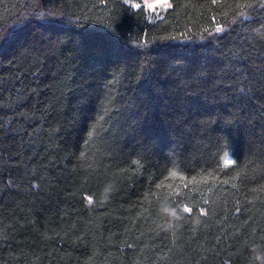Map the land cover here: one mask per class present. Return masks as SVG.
Segmentation results:
<instances>
[{"label":"trees","instance_id":"obj_1","mask_svg":"<svg viewBox=\"0 0 264 264\" xmlns=\"http://www.w3.org/2000/svg\"><path fill=\"white\" fill-rule=\"evenodd\" d=\"M128 1L0 0V264H264V0Z\"/></svg>","mask_w":264,"mask_h":264},{"label":"rangeland","instance_id":"obj_2","mask_svg":"<svg viewBox=\"0 0 264 264\" xmlns=\"http://www.w3.org/2000/svg\"><path fill=\"white\" fill-rule=\"evenodd\" d=\"M154 7H149V5ZM133 9L144 8L146 11L151 12L154 16L161 14L163 11L169 8L170 0H130L128 1Z\"/></svg>","mask_w":264,"mask_h":264},{"label":"snow or ice","instance_id":"obj_3","mask_svg":"<svg viewBox=\"0 0 264 264\" xmlns=\"http://www.w3.org/2000/svg\"><path fill=\"white\" fill-rule=\"evenodd\" d=\"M165 2H166V0H165ZM149 7H154V5H149ZM91 202V201H90ZM185 211H189V209H185Z\"/></svg>","mask_w":264,"mask_h":264}]
</instances>
